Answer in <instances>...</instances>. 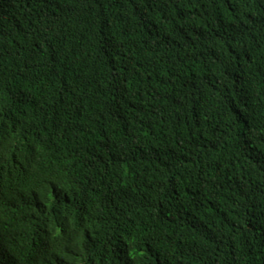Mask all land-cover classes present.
I'll return each instance as SVG.
<instances>
[{
	"label": "trees",
	"instance_id": "obj_1",
	"mask_svg": "<svg viewBox=\"0 0 264 264\" xmlns=\"http://www.w3.org/2000/svg\"><path fill=\"white\" fill-rule=\"evenodd\" d=\"M0 264H264V0H0Z\"/></svg>",
	"mask_w": 264,
	"mask_h": 264
}]
</instances>
